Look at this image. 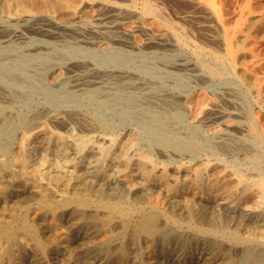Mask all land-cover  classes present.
Wrapping results in <instances>:
<instances>
[{
	"label": "rangeland",
	"instance_id": "374dc122",
	"mask_svg": "<svg viewBox=\"0 0 264 264\" xmlns=\"http://www.w3.org/2000/svg\"><path fill=\"white\" fill-rule=\"evenodd\" d=\"M15 1L0 0V29L3 28L0 30V79H2V81L0 80V136L2 135L0 137V145L3 146L2 148L0 146V219H2L5 214H8L6 212H12L17 214L16 216L19 222H21L26 217L30 220L32 219L31 221L34 226L19 227L16 235L14 234L10 236V239L8 240H0V264H264V196H259L256 193L257 188L254 187L252 193L250 194L251 196H253L249 198L248 206L246 204V199L242 198L244 197V190L246 188V181L244 180L243 175H246L245 173L247 172H251L247 174H254L258 171L257 168H260L264 165V140L260 136H257L256 132H251V128L254 124L253 114L254 112L260 110L259 105L256 104V99L264 97V59H262L264 58V21H261V24L260 22L254 23L255 21H249V19L255 20V18H260L259 16H264V0H250V2L253 3H250V5L252 6V8L250 6V10L252 13L248 14L245 21H241L240 23H238L239 26H237L238 24H234L235 21H233L234 18H232V22L230 23L232 27L229 26L230 30L233 31V35H236L237 38H241H238V40L244 41L246 39V35H248L251 31H255L258 35H255V39L257 37L259 38H257L256 41H261L259 42V44H263L260 52L261 57L260 55L256 56L250 53V50L248 49V57L250 58H248V64L246 68L251 70V73L253 72V74H256L257 76L259 75V86L257 88L253 87L251 89H248L249 91H247L245 87L244 89L238 84H235L233 82V78L231 77L232 75H229L228 72L215 70L217 71L216 74L215 71H209L207 68H205L206 66L203 65V61H207L209 65L211 64L210 66H214L213 64L216 62L212 52L210 50L198 51L191 42H184V40L179 39L172 31V29H170L166 24L164 18L161 17L160 12L159 15L156 14V17L154 16V14L150 13L145 0H143V2L142 0H77L76 3H81L82 6L80 12H78L79 14L77 13L76 15H72L68 9H38L35 10L34 13H28L22 10V6L28 3V0H18L21 3H18L17 0ZM154 1L159 5H162L161 3L165 2L164 0ZM230 1L231 0H229L230 5L227 6V8H229L228 10H232V8H235L234 5H237L235 9L236 13H238L237 10L240 9L238 4L241 5L242 3H245V0H235L237 2H235L234 0H232L231 2ZM84 2L87 4H84ZM167 2V6L170 7H168V10L171 13L173 12L178 15L181 14L179 15L180 20L176 18L178 21H180V23H182L183 25L185 24L186 27L189 28V31L193 28L192 31H195L194 33L196 35L201 34V36L199 37H201L203 41L209 43L211 40L209 44L213 48H215L216 51H219V55L223 57V54H225V50H223L225 49V45L223 43H219L221 42L222 37L220 35V31L216 27H207V29H209L207 31V29H205L206 27H201V25L198 24L200 21L199 17H201L202 14H199V12H193L191 11V9L186 10L185 7H176L172 1L171 2L174 5L170 1ZM169 4L172 5L170 6ZM127 5L129 6L126 7ZM110 6L112 8H110ZM97 8H99V10ZM145 8L148 11H146ZM178 8L180 9V11L184 12L181 13L180 11H178ZM175 10H177L178 12H176ZM134 14H136V16ZM182 15H184L185 17H183ZM74 16L76 17L74 18ZM123 16H126V20ZM127 16L129 17V19ZM181 16L183 19L181 18ZM14 20H17L19 22ZM100 22H102V24ZM116 22L117 24H115ZM143 24L145 25L143 26ZM188 24L189 26H187ZM191 24L193 25L190 26ZM194 24L198 26L194 27ZM247 24L250 25L248 26ZM16 25L19 26L17 27ZM152 25L154 26L152 27ZM246 25L248 26V28L246 27ZM120 26H122V28ZM17 28L20 33L18 32ZM103 28L106 30H104ZM164 29L168 34L163 33ZM211 29H215V31ZM246 29L248 30L245 31ZM114 31H116V35ZM241 31H243V33H241ZM238 32H240L241 35ZM149 33L153 35H150ZM161 33L163 34V36L165 35L164 38L163 36H161ZM213 35L217 36L214 37ZM202 37H204V39ZM212 37L214 38V40H216L214 41ZM185 43L187 46L185 45ZM159 44H161V46ZM168 46L170 47V49ZM218 46L220 47L218 48ZM151 48L156 51H153ZM31 55L33 56V58ZM35 55L38 56L36 59ZM22 56L24 59L22 58ZM18 57L22 59H18ZM27 57L30 58V60H28ZM183 57L184 60L182 59ZM259 58L262 60H257ZM46 59H48V61H46ZM78 61L81 65L78 64ZM62 62L64 64H62ZM72 63H74V65ZM76 64L77 66H75ZM115 65L117 67L114 68ZM254 65L258 67L256 72L255 70L253 71ZM26 66H28V68ZM75 67L77 68L75 69ZM4 68H6V70ZM67 70H69L70 72ZM109 71L111 73H109ZM115 73L116 75H114ZM16 74L19 76H17ZM178 74H180L181 76ZM204 75H206L207 78L201 77ZM65 76L66 78H64ZM154 78L156 80H154ZM229 78L230 80H228ZM24 79L25 82H21V80ZM149 80L150 82H148ZM102 82L105 83L102 84ZM174 82L176 83L174 84ZM224 84L227 86H225ZM200 85L205 86L201 87ZM261 85L263 89L261 88ZM226 87L229 88L227 89ZM196 88L198 89L196 90L197 92H203L209 96H212L214 93H218L219 96L223 97L224 93L226 99L229 98V93L234 94L235 96L233 98L237 102H239L238 107L235 104V109L237 108L238 110L236 109V111H241H239L242 117L240 118V120L244 122L243 125L244 127H246L245 129H247L248 127L249 130L241 133L239 131L237 132L236 128L235 130L231 131V136L229 132L224 131L223 127L226 121L222 118L206 116L203 118L197 117L195 119V117H191L189 115L190 111L195 108L197 104L195 98H191L194 93H197L194 91ZM174 89L177 91H175ZM168 91H172L171 93L175 98L173 102H167L165 99L166 93ZM226 99H223L224 102L221 101L223 104H225L224 106L221 102L217 103L219 105V108H231L232 110H235L231 107V105H229L230 103H225ZM157 101H159L160 103ZM193 101L194 104L192 103ZM262 101H264V99H262ZM155 104L157 105L154 106ZM117 105H121L122 107H119ZM226 105H229L230 107H226ZM36 110L38 111L36 112ZM40 110L43 111L42 114H40L42 112ZM14 112L16 113L14 114ZM74 112L76 114H74ZM67 113H70L68 114L69 118L66 115ZM98 113L100 116L98 115ZM134 114L138 116H135ZM161 115L163 116L161 117ZM243 116H245L246 119ZM72 117H74V119L76 120H74ZM48 118L50 119V122ZM101 118H106L107 120L114 121L117 124L120 121L118 125H121L123 129H121L122 131L121 134H119L120 136L118 137V139L113 141L110 139V134L104 135L102 132H100L101 130L99 128ZM53 119H56V121H54ZM63 119H66L64 120L65 122L63 121ZM81 120H83V122ZM142 120L145 121L143 122ZM149 120L152 121L150 122ZM203 120L205 121V123ZM62 121L63 123H61ZM178 121L181 125L178 123ZM210 121H213V124L210 123ZM76 122H79L80 124ZM14 123L17 124L15 125ZM136 124L138 125V127L136 126ZM245 124L247 125L245 126ZM30 125L31 127H29ZM61 125H64V127H61ZM194 125L198 127L197 130L196 128H194ZM38 126L40 127L37 128ZM79 127H81V129ZM218 127L220 130L216 129ZM91 128L94 131H92ZM95 130H97L99 133ZM76 133L78 135H74ZM58 135H62L64 141L59 139ZM84 135L86 136L84 137ZM160 136L165 137V139L168 138L169 140L167 142H161L159 141ZM176 136H178V138ZM194 136H196V139L199 140L200 143H204L207 141L209 142L203 144V146H201L197 151H192L191 149L189 150L187 146L184 145V143L195 139ZM152 138H154V141ZM198 138H201L204 141ZM47 139H49L50 141H48ZM239 139L241 140L239 141ZM256 139L258 141H256ZM224 140L226 144L223 142ZM51 142H53V145ZM149 143L151 145H149ZM158 143L160 146L158 145ZM80 144L83 145L80 146ZM211 144H214V146L216 147H221H218V149L216 148L217 151L215 152L212 150L210 146ZM163 145H166L167 148L166 146H164V148ZM225 145L228 148H226ZM101 146H108V148H106L105 150H100L99 147ZM207 148H210L209 150L211 151H209ZM92 149H94L95 151ZM148 149L150 152L148 151ZM166 149L169 151H167ZM56 150H58V152ZM143 151H145V153ZM223 151H227V154ZM214 154L217 156L215 157ZM211 155L213 156L211 157ZM255 155H257V161L253 159ZM104 156L106 157L104 158ZM120 157L122 158V160ZM222 159L228 163H225ZM165 161L168 164H166ZM172 161L173 163H171ZM46 163L49 164L46 165ZM5 164L8 165V167ZM22 165L23 167H21ZM25 166L28 170L25 169ZM145 169L147 172L145 171ZM159 172L162 174L167 173V178H165ZM79 174H82V176L79 177ZM143 174H146L144 175L145 178L143 177ZM56 175L58 177H55ZM101 176L104 177L100 178ZM180 176L183 178H181ZM225 178L227 179V181ZM143 179H146L147 181ZM187 179L189 180V182H187ZM129 180L131 182H128ZM220 181H223V184ZM161 182L164 186L161 185ZM177 182H179V184ZM238 182L240 183L238 184ZM225 184H232V190L230 192L227 190L224 191L223 185ZM67 185L71 186L69 187ZM72 185L78 186L74 187ZM26 186L30 187L28 188ZM100 187L105 189L108 193H113L116 197H119L122 200H132V202L141 204L148 210L150 209V211L153 212L157 217V229L151 234H146L143 232L136 233L133 227L128 226L125 233L123 226L116 224L117 226L114 225L112 228L113 236L110 237V233L107 231V219H105L106 216L103 214V211H97L96 207H92L86 212L82 211L81 209H76L75 207V192H79L85 188L95 190ZM217 187L219 188L217 189ZM36 191L42 194L48 193L52 200V205L46 206L45 204H43V202L41 201V195ZM254 192L257 195H255ZM150 193H152V196H149ZM152 197L154 199H152ZM63 198L67 199L70 202L66 207L62 205L61 200H63ZM153 201L156 203V205ZM162 201L166 202L162 203ZM163 204L164 206L167 205L168 207H164ZM116 218H114V220ZM114 220H112V223L115 222ZM249 228H252L254 230L253 237L250 239L248 238ZM228 237L231 238L229 239ZM246 238L248 240H246ZM194 250L196 251V253Z\"/></svg>",
	"mask_w": 264,
	"mask_h": 264
},
{
	"label": "bare ground",
	"instance_id": "6f19581e",
	"mask_svg": "<svg viewBox=\"0 0 264 264\" xmlns=\"http://www.w3.org/2000/svg\"><path fill=\"white\" fill-rule=\"evenodd\" d=\"M13 1V0H12ZM15 1V0H14ZM18 1V0H17ZM88 1V0H87ZM93 1V0H92ZM99 1V0H98ZM102 1V0H101ZM106 1V0H105ZM109 1V0H108ZM120 1V0H119ZM165 2H162L161 4L162 5H159L157 2H155L154 0H145V3H146V5L148 6V10L150 11V13L151 14H154V16L156 17V14L157 15H159V12L161 13V17L162 18H164V21L166 22V24L169 26V28L170 29H172V31L175 33V35L179 38V39H182V40H184V42H191L193 45H194V47L198 50V51H206V50H210L211 52H212V54H213V57L215 58V63L213 64L214 66H210L208 63H207V61L205 62V61H203V65H205L206 67L205 68H207L209 71H215V70H220V71H226V72H228V74L229 75H232L231 77L233 78V82L235 83V84H238L240 87H245L246 89H247V91H249L248 89H251V88H253V87H258L259 86V78H258V76L256 75V74H253V72L251 73V70H249V69H247L246 67H247V64H248V58H250V57H248L249 56V51H248V49L250 50V53H252V54H254V55H256V56H259L260 55V52H261V47H262V45L263 44H259V42H261V41H256V39L258 38H256L255 39V35H257V33L255 32V31H251L248 35H246V39L244 40V41H240V40H238V38L239 39H241L240 37H238L237 38V36L235 35H233V31H231L230 30V28H229V26H231L232 27V25L230 24L231 22H232V18H234L233 19V21H235V23L234 24H238V23H240L241 21H245L246 19H247V16H248V14L249 13H252L251 12V10H250V0H245L244 2L245 3H242L241 5L240 4H238L239 5V7H240V9L239 10H237L238 11V13H236L235 12V9H236V6L237 5H234V7L235 8H232V7H230V8H232V10H228L229 8H227V6H229L230 5V3H229V0H164ZM167 1H172L174 4H175V6L177 7H179V8H181V7H185L186 8V10L187 9H191V11H193V12H199V14H202V16L201 17H199V15H198V17L200 18V21H199V23L198 24H200L201 25V27L203 26V27H206L205 29H207V27L208 28H210V27H212V28H214V27H216L219 31H220V35H221V37H222V39H221V42H219V43H223L225 46V49H223V50H225V54H223V57H221L220 55H219V51H216L215 50V48H213L209 43L211 42V40H210V42L208 43V42H206V41H203L202 39H201V37H199V36H201V34L200 35H196L192 30H193V28L190 30L191 31V33H190V31L188 30L189 28H187L186 27V25L184 26L182 23H180V21H178V20H180L179 19V15H181V14H176V13H171L169 10H168V7L169 6H167L168 4V2ZM232 1V0H231ZM230 1V2H231ZM235 1V0H234ZM16 2V1H15ZM77 2V0H38V1H34V0H28V3H26V4H24L23 6H22V10L24 11V12H30V13H34V11L35 10H38V9H49V10H56V9H68L69 11H70V13L72 14V15H76L78 12H80V9H81V3L79 4H77L76 3ZM114 2V1H113ZM117 2V1H116ZM123 2V1H122ZM142 2H143V0H142ZM171 2V3H172ZM235 2H237V1H235ZM242 2V1H241ZM260 2V1H259ZM9 3V2H8ZM18 3H21V2H19L18 1ZM111 3V2H110ZM172 3V4H173ZM84 4H87V3H85L84 2ZM96 4V3H95ZM125 4V3H124ZM132 4V3H131ZM172 4H169L170 6L172 5ZM173 4V5H174ZM234 4H236V3H234ZM251 4H253V3H251ZM255 4V3H254ZM256 4H258V3H256ZM11 5V4H10ZM92 5V4H91ZM102 5V4H101ZM105 5V4H104ZM114 5V4H113ZM120 5V4H119ZM232 5H233V3H232ZM231 5V6H232ZM260 5V4H259ZM9 6V5H8ZM21 6V5H20ZM99 6V5H98ZM108 6V5H107ZM123 6V5H122ZM125 6V5H124ZM129 5H127L126 7H128ZM140 6V5H139ZM175 6H174V8H175ZM255 6V5H254ZM261 6V5H260ZM85 7V6H84ZM121 7V6H120ZM119 7V8H120ZM138 7V6H137ZM18 8V7H17ZM102 8V7H101ZM110 8H112L111 6H110ZM124 8V7H123ZM134 8H135V5H134ZM170 8V7H169ZM178 8V9H179ZM251 8H252V6H251ZM254 8V7H253ZM19 9V8H18ZM98 10H99V8H97ZM121 9V8H120ZM119 9V10H120ZM146 9V8H145ZM9 10V9H8ZM110 10V9H109ZM115 10H117V9H115ZM114 10V11H115ZM118 10V11H119ZM129 10V9H128ZM137 10V9H136ZM147 9H146V11H148ZM185 10V11H186ZM111 11V10H110ZM121 11H122V9H121ZM126 11V10H125ZM130 11V10H129ZM132 11V10H131ZM176 12H178V11H180V9L177 11V10H175ZM174 11V12H175ZM233 11V12H232ZM106 12V11H105ZM113 12V11H112ZM116 12V11H115ZM123 12V11H122ZM127 12V11H126ZM133 12V11H132ZM181 13H183L182 11H180ZM37 13V12H36ZM47 13V12H46ZM108 13V12H107ZM114 13V12H113ZM128 13V12H127ZM126 13V14H127ZM135 13V12H134ZM41 14V13H40ZM44 14V13H43ZM79 14V13H78ZM83 14V13H82ZM85 14V13H84ZM112 14V13H111ZM120 14V13H119ZM140 14H141V12H140ZM143 14V13H142ZM196 14V13H195ZM28 15V14H27ZM45 15V14H44ZM47 15V14H46ZM67 15V14H66ZM116 15V14H115ZM135 16H136V14H134ZM148 15V14H147ZM186 15V14H185ZM190 15V14H189ZM36 16V15H35ZM49 16V15H48ZM129 16V15H128ZM127 16V17H128ZM183 17H185L184 15H182ZM182 16H181V18H182ZM197 16V15H196ZM195 16V17H196ZM10 17V16H9ZM8 17V18H9ZM12 17V16H11ZM37 17V16H36ZM76 16H74V18H75ZM124 17V16H123ZM132 17V16H131ZM154 17V18H155ZM191 17H193V16H191ZM197 17V18H198ZM260 18H255V20H250L249 19V21H255L254 23H256V22H260V24H261V21L263 22L264 21V16L263 17H261V16H259ZM16 18V17H15ZM33 18V17H32ZM78 18V17H77ZM80 18V17H79ZM126 18V16L124 17V19ZM176 18H178V20L176 19ZM198 18V19H199ZM249 18V17H248ZM251 18V17H250ZM253 18V17H252ZM12 19V18H11ZM10 19V20H11ZM22 19V18H21ZM27 19V18H26ZM34 19V18H33ZM102 19V18H101ZM128 19H129V17H128ZM137 19V18H136ZM141 19V18H140ZM147 19H148V17H147ZM183 19V18H182ZM181 19V20H182ZM190 19V18H189ZM192 19H194V18H192ZM53 20V19H52ZM126 20V19H125ZM185 20V19H184ZM14 21H17V20H14ZM28 21V20H27ZM128 21V20H127ZM131 21H132V19H131ZM142 21V20H141ZM160 21H161V19H160ZM190 21V20H189ZM17 22H19V21H17ZM163 22V21H162ZM192 22V21H191ZM247 22V21H246ZM101 24H102V22H100ZM119 23V22H118ZM152 23V22H151ZM158 23V22H157ZM249 23V22H248ZM96 24V23H95ZM115 24H117V22L115 23ZM147 24V23H146ZM150 24V23H149ZM160 24H162V23H160ZM253 24V23H252ZM259 24V25H260ZM263 24V23H262ZM97 25V24H96ZM100 25V24H99ZM105 25V24H104ZM120 25V24H119ZM145 24H143V26H144ZM148 25V24H147ZM193 24H191L190 26H192ZM195 25V24H194ZM242 25V24H241ZM245 25V24H244ZM248 25V24H247ZM246 25V27L248 28V26L250 25H248L247 26ZM17 26V25H16ZM16 26H15V28H16ZM19 26V25H18ZM17 26V27H18ZM21 26V25H20ZM102 26V25H101ZM116 26H118V25H116ZM154 25H152V27H153ZM156 26H158V25H156ZM166 26V25H165ZM187 26H189V24L187 25ZM198 26V25H197ZM196 25L194 26V27H197ZM237 26H239V24L237 25ZM252 26V25H251ZM264 26V25H263ZM13 27V26H12ZM33 27H34V25H33ZM112 27H114V26H112ZM121 28H122V26H120ZM134 27H136V26H134ZM140 27H142V26H140ZM242 27V26H241ZM245 27V28H246ZM5 28V27H4ZM36 28H37V26H36ZM111 28V27H110ZM109 28V29H110ZM144 28V27H143ZM155 28V27H154ZM166 28V27H165ZM168 28V27H167ZM261 28V27H260ZM1 29H3V28H1ZM0 29V30H1ZM104 29V28H103ZM134 29V28H133ZM139 29V28H138ZM195 29V28H194ZM196 29H198V28H196ZM202 29V28H201ZM238 29V28H237ZM242 29H243V27H242ZM17 30H18V28H17ZM41 30V29H40ZM104 30H106V29H104ZM116 30V29H115ZM119 30V29H118ZM145 30V29H144ZM160 30V29H159ZM167 30V29H166ZM209 29H207V31H208ZM211 30H214L215 31V29H211ZM241 30V29H240ZM244 30V29H243ZM248 29H246L245 31H247ZM254 30V29H253ZM127 31V30H126ZM131 31V30H130ZM139 31V30H138ZM147 31V30H146ZM156 31H157V29H156ZM164 31V32H163ZM162 32L165 34L166 32H165V29L163 30ZM205 31V30H204ZM203 31V32H204ZM213 31V32H214ZM250 31V30H249ZM13 32V31H12ZM18 32H19V30H18ZM106 32H108V31H106ZM115 32V35H116V31H114ZM120 32V31H119ZM125 32V31H124ZM123 32V33H124ZM129 32V31H128ZM133 32V31H132ZM160 32V31H159ZM210 32V31H209ZM20 33V32H19ZM110 33V32H109ZM122 33V34H123ZM156 33V32H155ZM238 33H240V32H238ZM241 33H243V31H241ZM241 33H240V35H241ZM9 34V33H8ZM16 34V33H15ZM111 34H112V32H111ZM118 34V33H117ZM150 34V33H149ZM160 34V33H159ZM162 34V33H161ZM166 34H168V33H166ZM206 34V33H205ZM208 34V33H207ZM213 34V33H212ZM5 35V34H4ZM131 35H132V33H131ZM150 35H153V34H150ZM218 35V34H217ZM216 35V36H217ZM125 36V35H124ZM149 36V35H148ZM161 36H163V34L161 35ZM165 36V35H164ZM164 36H163V38H164ZM214 36V35H213ZM216 36H214V37H216ZM258 36V35H257ZM260 36V35H259ZM121 37V36H120ZM153 37V36H152ZM175 37V36H174ZM220 37V36H219ZM236 37V38H235ZM243 37H245V36H243ZM243 37H242V39H243ZM263 37V36H262ZM261 37V38H262ZM126 38V37H125ZM157 38V37H156ZM177 38V39H178ZM203 39H204V37H202ZM209 38V37H208ZM155 39V38H154ZM212 39L214 40V38L212 37ZM259 39V38H258ZM14 40V39H13ZM138 40V39H137ZM148 40V39H147ZM205 40H206V38H205ZM208 40V41H209ZM212 40V41H213ZM216 40V39H215ZM214 40V41H215ZM118 41V40H117ZM180 41V40H179ZM13 42V41H12ZM112 42V41H111ZM122 42V41H121ZM155 42V41H154ZM158 42V41H157ZM178 42V41H177ZM263 42V41H262ZM83 43V42H82ZM89 43V42H88ZM87 43V44H88ZM109 43V42H108ZM118 43V42H117ZM138 43V42H137ZM142 43V42H141ZM140 43V44H141ZM144 43V42H143ZM161 43V42H160ZM168 43V42H167ZM174 43V42H173ZM179 43V42H178ZM218 43V44H219ZM79 44H81V43H79ZM84 44V43H83ZM121 44V43H120ZM136 44V43H135ZM181 44V43H180ZM214 44H216V43H214ZM18 45V44H17ZM36 45V44H35ZM41 45V44H40ZM110 45V44H109ZM113 45V44H112ZM160 46H161V44H159ZM185 45H186V43H185ZM191 45V44H190ZM138 46V45H137ZM142 46V45H141ZM164 46H165V44H164ZM167 46V45H166ZM187 46V45H186ZM217 46V45H216ZM221 46H222V44H221ZM88 47V46H87ZM106 47V46H105ZM149 47V46H148ZM150 47H151V45H150ZM153 47V46H152ZM163 47V46H162ZM169 47V46H168ZM168 47H166V48H168ZM220 46H218V48H219ZM33 48V47H32ZM156 48V47H155ZM194 48V49H195ZM31 49V48H30ZM42 49V48H41ZM86 49V48H85ZM144 49H146V48H144ZM152 49V48H151ZM169 49H170V47H169ZM188 49V48H187ZM122 50H124V49H122ZM153 50V49H152ZM158 50V49H157ZM189 50V49H188ZM218 50V49H217ZM39 51V50H38ZM74 51V50H73ZM138 51V50H137ZM153 51H156V50H153ZM177 51H179V50H177ZM72 52V51H71ZM77 52V51H76ZM168 52V51H167ZM75 53V52H74ZM78 53V52H77ZM76 53V54H77ZM190 53H191V51H190ZM201 53V52H200ZM46 54H47V52H46ZM49 54V53H48ZM66 54V53H65ZM209 54V53H208ZM43 55V54H42ZM157 55V54H156ZM159 55V54H158ZM180 55V54H179ZM193 55H194V53H193ZM197 55V54H196ZM15 56V55H14ZM32 56V55H31ZM36 56V55H35ZM47 56V55H46ZM57 56V55H56ZM77 56V55H76ZM169 56V55H168ZM183 56V55H182ZM38 56H36L35 57V59L37 58ZM39 57H41V56H39ZM70 57V56H69ZM74 57V56H73ZM79 57V56H78ZM165 57V56H164ZM170 57V56H169ZM179 57V56H178ZM260 57H261V55H260ZM20 57H18V59H19ZM22 58H23V56H22ZM22 58H20V59H22ZM28 58V57H27ZM32 58H33V56H32ZM41 58H43V57H41ZM40 58V59H41ZM72 58V57H71ZM75 58V57H74ZM189 58V57H188ZM202 58V57H201ZM251 58H252V56H251ZM4 59V58H3ZM10 59V58H9ZM24 59V58H23ZM50 59V58H49ZM64 59V58H63ZM183 60H184V57L182 58ZM262 59H264V58H262ZM262 59H257V60H262ZM28 60H30V58H28ZM34 60V59H33ZM65 60V59H64ZM79 60V59H78ZM107 60V59H106ZM109 60V59H108ZM115 60V59H114ZM182 60V61H183ZM193 60H194V58H193ZM199 60V59H198ZM250 60V59H249ZM4 61V60H3ZM46 61H48V59H46ZM66 61V60H65ZM69 61V60H68ZM71 61V60H70ZM171 61V60H170ZM12 62V61H11ZM17 62V61H16ZM15 62V63H16ZM58 62H60V61H58ZM172 62H173V60H172ZM189 62V61H188ZM213 62V61H212ZM251 62V61H250ZM258 62V61H257ZM9 63V62H8ZM13 63V62H12ZM51 63V62H50ZM82 63V62H81ZM171 63V62H170ZM170 63H168V64H170ZM185 63H187V62H185ZM200 63V62H199ZM260 63V62H259ZM45 64H47V63H45ZM61 64V63H60ZM62 64H64L63 62H62ZM71 64V63H70ZM69 64V65H70ZM73 65H74V63H72ZM78 64H80L79 63V61H78ZM180 64V63H179ZM181 64H184V63H181ZM189 64V63H188ZM192 64V63H191ZM190 64V65H191ZM261 64H262V62H261ZM264 64V63H263ZM3 65V64H2ZM9 65V64H8ZM8 65H6V66H8ZM68 65V64H67ZM81 65V64H80ZM88 65V64H87ZM186 65V64H185ZM194 65V64H193ZM197 65V64H196ZM202 65V66H203ZM4 66H5V64H4ZM75 66H77V64L75 65ZM173 66V65H172ZM201 66V65H200ZM264 66V65H263ZM3 67V66H2ZM27 68H28V66H26ZM68 67V66H67ZM115 67H117L116 65L114 66V68ZM171 67V66H170ZM193 67V66H192ZM204 67V66H203ZM8 68V67H7ZM13 68V67H12ZM77 67H75V69H76ZM81 68V67H80ZM104 68V67H103ZM175 68V67H174ZM184 68V67H183ZM191 68V67H190ZM197 68V67H196ZM202 68V67H201ZM261 68V67H260ZM5 70H6V68H4ZM67 69V68H66ZM65 69V70H66ZM79 69V68H78ZM101 69V68H100ZM152 69H153V67H152ZM181 69V68H180ZM186 69V68H185ZM203 69V68H202ZM258 69V67L256 66V65H254L253 66V71L255 70V72H256V70ZM18 70V69H17ZM26 70V69H25ZM87 70V69H86ZM85 70V71H86ZM90 70V69H89ZM113 70V69H112ZM149 70V69H148ZM191 70V69H190ZM192 70H194V69H192ZM262 70H263V68H262ZM4 71V70H3ZM16 71V70H15ZM52 71V70H51ZM50 71V72H51ZM67 71H69V70H67ZM74 71V70H73ZM79 71V70H78ZM77 71V72H78ZM92 71V70H91ZM182 71V70H181ZM24 72V71H23ZM56 72V71H55ZM64 72H66V71H64ZM70 72V71H69ZM94 72V71H93ZM100 72V71H99ZM116 72H118V71H116ZM172 72V71H171ZM216 72V74H217V71H215ZM18 73H20V72H18ZM53 73V72H52ZM81 73V72H80ZM101 73V72H100ZM108 73V72H107ZM109 73H111L110 71H109ZM113 73H114V71H113ZM112 73V74H113ZM162 73V72H161ZM176 73V72H175ZM198 73H199V71H198ZM264 73V72H263ZM93 74V73H92ZM106 74V73H105ZM155 74V73H154ZM219 74V73H218ZM261 74V73H260ZM17 75V74H16ZM25 75V74H24ZM114 75H116V73L114 74ZM118 75V74H117ZM122 75V74H121ZM153 75V74H152ZM158 75V74H157ZM178 75H180V74H178ZM220 75V74H219ZM262 75V74H261ZM13 76V75H12ZM17 76H19V75H17ZM64 76V75H63ZM93 76V75H92ZM181 76V75H180ZM7 77H9V76H7ZM26 77H27V75H26ZM37 77V76H36ZM99 77H101V76H99ZM104 77V76H103ZM106 77V76H105ZM109 77V76H108ZM191 77V76H190ZM201 77H206L207 78V76L206 75H204V76H201ZM263 77V76H262ZM3 78V77H2ZM11 78V77H10ZM9 78V79H10ZM24 78V77H23ZM22 78V79H23ZM64 78H66V76L64 77ZM95 78V77H94ZM152 78V77H151ZM172 78V77H171ZM195 78V77H194ZM206 78H204V79H206ZM226 78H228V77H226ZM8 79V78H7ZM29 79V78H28ZM33 79V78H32ZM37 79V78H36ZM124 79V78H123ZM173 79V78H172ZM185 79V78H184ZM199 79V78H198ZM218 79V78H217ZM262 79V78H261ZM260 79V80H261ZM1 81H2V79H0ZM31 80V79H30ZM34 80V79H33ZM97 80V79H96ZM106 80H107V78H106ZM154 80H156L155 78H154ZM186 80V79H185ZM191 80V79H190ZM193 80V79H192ZM209 80V79H208ZM220 80V79H219ZM218 80V81H219ZM228 80H230V78L228 79ZM20 81V80H19ZM22 81H24L25 82V79L24 80H21V82ZM36 81V80H35ZM34 81V82H35ZM94 81V80H93ZM147 81V80H146ZM210 81V80H209ZM224 81V80H223ZM222 81V82H223ZM262 81V80H261ZM6 82V81H5ZM17 82H18V79H17ZM97 82V81H96ZM106 82V81H105ZM104 82V83H105ZM148 82H150V80L148 81ZM167 82V81H166ZM183 82V81H182ZM191 82V81H190ZM203 82V81H202ZM263 82V81H262ZM9 83V82H8ZM13 83V82H12ZM31 83V82H30ZM103 82H102V84H104ZM108 83H109V81H108ZM152 83V82H151ZM154 83V82H153ZM157 83V82H156ZM176 82H174V84H175ZM184 83V82H183ZM217 83V82H216ZM230 83V82H229ZM229 83H228V85H229ZM261 83V82H260ZM5 84V83H4ZM25 84V83H24ZM35 84V83H34ZM113 84V83H112ZM168 84V83H167ZM185 84H187V83H185ZM195 84V83H194ZM193 84V85H194ZM203 84V83H202ZM213 84V83H212ZM225 84H227V83H225ZM224 84V85H225ZM28 85H31V84H28ZM36 85V84H35ZM157 85V84H156ZM158 85H160V84H158ZM169 85V84H168ZM178 85V84H177ZM217 85H219V84H217ZM264 85V84H263ZM13 86V85H12ZM15 86H17V85H15ZM14 86V87H15ZM46 86H48V85H46ZM51 86V85H50ZM163 86V85H162ZM181 86V85H180ZM183 86H185V85H183ZM189 86H191V85H189ZM201 86V85H200ZM203 86H205V85H203ZM203 86H201V87H203ZM222 86V85H221ZM225 86H227V85H225ZM224 86V87H225ZM165 87V86H164ZM193 87V86H192ZM198 87V86H197ZM19 88V87H18ZM28 88V87H27ZM101 88V87H100ZM213 88H214V86H213ZM212 88V89H213ZM223 88V87H222ZM227 89L229 88V87H226ZM244 88V89H245ZM261 88H262V85H261ZM108 89V88H107ZM153 89V88H152ZM162 89V88H161ZM164 89V88H163ZM168 89V88H167ZM263 89V88H262ZM105 90H106V88H105ZM171 90H173V89H171ZM175 90V89H174ZM196 90H198L197 88L194 90L195 92H197ZM219 90V89H218ZM7 91V90H6ZM24 91V90H23ZM30 91V90H29ZM175 91H177V90H175ZM179 91V90H178ZM187 91V90H186ZM229 91V90H228ZM263 91V90H262ZM11 92V91H10ZM155 92H156V89H155ZM172 92V91H171ZM170 91H168L167 93H166V96H165V99H166V101L167 102H173L174 100H175V98H174V96H173V94L171 93ZM181 92V91H180ZM201 92V91H200ZM226 92V91H225ZM231 92V91H230ZM251 92V91H250ZM257 93H260V92H257ZM27 94V93H26ZM178 94V93H177ZM182 94V93H181ZM192 94V93H191ZM221 94V93H220ZM7 95V94H6ZM18 95V94H17ZM34 95V94H33ZM150 95H152V94H150ZM158 95V94H157ZM156 95V96H157ZM179 95V94H178ZM1 96V95H0ZM12 96V95H11ZM21 96V95H20ZM228 96V95H227ZM235 95L234 94H232V93H229V98H225V95H224V93H223V97H221V96H219V94L218 93H214L212 96L210 95H207V94H205V93H203V92H201V93H199V92H197V93H194V95H192L191 96V98H195V100H196V102H197V104H196V107L195 108H193L191 111H190V116L191 117H195V119L197 118V117H211V116H213V117H216V118H222V119H224L225 121H226V123L224 124V127H223V129H224V131H226V132H229L230 133V135H231V131L232 130H235L236 128H237V132L239 131V132H241V133H243V132H245V131H248L249 130V128L247 127V129H245L246 127H244V125H243V121H241L240 120V118H242L241 117V111L239 112V111H236V109H235V104L237 105V107H238V104H239V102H237L233 97H234ZM260 96H262V95H260ZM30 97V96H29ZM5 98V97H4ZM31 98V97H30ZM118 98V97H117ZM122 98V97H121ZM131 98V97H130ZM177 98H179V97H177ZM183 98V97H182ZM261 98V99H260ZM260 98H257L256 100V104L257 105H259V107H260V110L259 111H257V112H254V114H253V116H254V124H253V127L251 128V132L252 133H257V136H260L261 138H263V140H264V101H262V99H264V97H260ZM164 99V100H165ZM187 99H189V98H187ZM223 99H226V102L225 103H230L229 105H231V107L233 108V109H235V110H232L231 108L230 109H221V107L219 108V105L217 104L218 102H221V101H223ZM19 100V99H18ZM158 100V99H157ZM161 100V99H160ZM177 100V99H176ZM12 101V100H11ZM17 101V100H16ZM22 101H23V99H22ZM21 101V102H22ZM154 101V100H153ZM190 101V100H189ZM253 101V100H252ZM112 102V101H111ZM120 102V101H119ZM157 102H159V101H157ZM177 102V101H176ZM224 102V101H223ZM38 103V102H37ZM102 103V102H101ZM127 103V102H126ZM160 103V102H159ZM165 103V102H164ZM180 103V102H179ZM191 103V102H190ZM193 104H194V101L192 102ZM222 103V102H221ZM227 103V104H228ZM24 104H25V102H24ZM125 104V103H124ZM130 104V103H129ZM168 104H170V103H168ZM167 104V105H168ZM223 104V103H222ZM100 105V104H99ZM102 105V104H101ZM157 104H155L154 106H156ZM162 105H163V103H162ZM225 104H223V106H224ZM227 106L226 105V107H230V106ZM11 106V105H10ZM18 106V105H17ZM109 106V105H108ZM107 106V107H108ZM117 106H119V105H117ZM121 106V105H120ZM119 106V107H120ZM131 106V105H130ZM186 106V105H185ZM32 107V106H31ZM37 107V106H36ZM79 107V106H78ZM88 107V106H87ZM122 107V106H121ZM126 107V106H125ZM124 107V108H125ZM147 107V106H146ZM145 107V108H146ZM163 107V106H162ZM177 107V106H176ZM14 108V107H13ZM24 108V107H23ZM30 108V107H29ZM28 108V109H29ZM33 108H35V107H33ZM96 108V107H95ZM148 108V107H147ZM180 108V107H179ZM178 108V109H179ZM21 109V108H20ZM74 109H76V108H74ZM86 109V108H85ZM84 109V110H85ZM110 109V108H109ZM115 109H117V108H115ZM153 109V108H152ZM177 109V108H176ZM181 109V108H180ZM187 109V108H186ZM239 109H240V107H239ZM32 110V109H31ZM45 110V109H44ZM89 110V109H88ZM93 110V109H92ZM184 110V109H183ZM238 110V109H237ZM255 110V109H254ZM21 111V110H20ZM23 111V110H22ZM38 110H36V112H37ZM40 111H42V110H40ZM66 111V110H65ZM167 111V110H166ZM175 111V110H174ZM179 111V110H178ZM8 112V111H7ZM17 112H18V110H17ZM60 112V111H59ZM64 112V111H63ZM68 112V111H67ZM79 112V111H78ZM103 112H104V110H103ZM118 112V111H117ZM154 112V111H153ZM183 112V111H182ZM247 112V111H246ZM13 113V112H12ZM16 112H14V114H15ZM27 113V112H26ZM40 113V112H39ZM43 113V111L40 113V114H42ZM72 113V112H71ZM82 113V112H81ZM90 113V112H89ZM92 113V112H91ZM97 113V112H96ZM100 113V112H99ZM99 113H98V115H99ZM159 113V112H158ZM249 113H250V111H249ZM64 114V113H63ZM68 114H70V113H67L66 115H67V117L69 116ZM74 114H76L75 112H74ZM80 114V113H79ZM104 114V113H103ZM102 114V115H103ZM117 114V113H116ZM120 114V113H119ZM143 114V113H142ZM243 114V113H242ZM2 115V114H1ZM5 115V114H4ZM29 115V114H28ZM34 115V114H33ZM92 115V114H91ZM107 115V114H106ZM112 115V114H111ZM135 115V114H134ZM171 115V114H170ZM8 116V115H7ZM22 116V115H21ZM50 116V115H49ZM72 116V115H71ZM70 116V117H71ZM86 116V115H85ZM100 116V115H99ZM121 116V115H120ZM124 116V115H123ZM133 116V115H132ZM135 116H138V115H135ZM141 116V115H140ZM143 116V115H142ZM163 115H161V117H162ZM36 117V116H35ZM63 117V116H62ZM66 117V118H67ZM79 117V116H78ZM81 117V116H80ZM107 117V116H106ZM160 117V118H161ZM165 117V116H164ZM243 117H245V116H243ZM14 118V117H13ZM60 118V117H59ZM69 118V117H68ZM73 119H74V117H72ZM85 118H87V117H85ZM89 118V117H88ZM116 118V117H115ZM143 118V117H142ZM157 118H158V116H157ZM156 118V119H157ZM172 118H174V117H172ZM253 118V117H252ZM10 119V118H9ZM49 119V118H48ZM72 119V120H73ZM83 119V118H82ZM138 119H139V117H138ZM187 119V118H186ZM194 119V120H195ZM245 119H246V117H245ZM251 119V118H250ZM54 120V119H53ZM64 120H66V119H63V121ZM74 120H76V119H74ZM79 120V119H78ZM146 120V119H145ZM144 120V121H145ZM168 120V119H167ZM173 120V119H172ZM179 120V119H178ZM182 120V119H181ZM198 120V119H197ZM244 120V119H243ZM15 121V120H14ZM54 121H56V119L54 120ZM63 121L61 122V123H63ZM68 121V120H67ZM70 121H71V119H70ZM82 122H83V120H81ZM80 121V122H81ZM94 121V120H93ZM92 121V122H93ZM143 121V120H142ZM143 121V122H144ZM150 121V120H149ZM152 121V120H151ZM150 121V122H151ZM183 121V120H182ZM196 121V120H195ZM194 121V122H195ZM204 121V120H203ZM247 121V120H246ZM251 121V120H250ZM27 122V121H26ZM49 122H50V119H49ZM65 122V121H64ZM85 122V121H84ZM90 122V121H89ZM88 122V123H89ZM98 122V121H97ZM100 132H102L104 135H107V134H110V136H111V140H116V139H118V137L120 136L119 134H121V129H123L122 127H121V125H118L119 124V122H118V124L117 123H115L114 121H109V120H107L106 118L104 119V118H101V120H100ZM189 122V121H188ZM213 121H210V123H212ZM215 122V121H214ZM24 123H25V121H24ZM55 123V122H54ZM54 123H53V125H54ZM71 123V122H70ZM76 123H78V124H80L79 122H76ZM75 123V124H76ZM86 123V122H85ZM87 123V124H88ZM140 123V122H139ZM153 123V122H152ZM160 123V122H159ZM177 123V122H176ZM178 123H179V121H178ZM204 123H205V121H204ZM207 123V122H206ZM217 123V122H216ZM219 123V122H218ZM221 123V122H220ZM245 123H247V122H245ZM10 124V123H9ZM15 124V123H14ZM17 124V123H16ZM15 124V125H16ZM40 124V123H39ZM58 124H59V122H58ZM97 124V123H96ZM95 124V125H96ZM122 124V123H121ZM162 124V123H161ZM180 124V123H179ZM192 124V123H191ZM195 124H197V123H195ZM213 124V123H212ZM55 125H57V124H55ZM65 125V124H64ZM64 125H61V127L63 126L64 127ZM74 125V124H73ZM82 125V124H81ZM94 125V124H93ZM158 125V124H157ZM170 125V124H169ZM181 125V124H180ZM190 125V124H189ZM188 125V126H189ZM193 125V124H192ZM203 125V124H202ZM205 125V124H204ZM247 124H245V126H246ZM6 126V125H5ZM22 126V125H21ZM41 126V125H40ZM40 126H38L37 128H39ZM60 126V125H59ZM87 126V125H86ZM136 126L138 127V125L136 124ZM185 126V125H184ZM195 126V125H194ZM199 126V125H198ZM12 127H13V125H12ZM29 127H31V125L29 126ZM91 127V126H90ZM93 127V126H92ZM97 127V126H96ZM126 127V126H125ZM158 127V126H157ZM164 127V126H163ZM178 127H180V126H178ZM193 127V126H192ZM191 127V128H192ZM18 128V127H17ZM34 128V127H33ZM32 128V129H33ZM36 128V127H35ZM36 128V129H37ZM70 128V127H69ZM80 129H81V127H79ZM78 128V129H79ZM85 128V127H84ZM84 128H83V130H84ZM86 128H88V127H86ZM94 128V127H93ZM148 128V127H147ZM194 128H196V130H197V128L198 127H194ZM10 129V128H9ZM57 129V128H56ZM92 129V128H91ZM98 129V128H97ZM98 129V130H99ZM158 129V128H157ZM156 129V130H157ZM201 129V128H200ZM217 130L219 129V127L218 128H216ZM138 130V129H137ZM141 130V129H140ZM139 130V131H140ZM151 130V129H150ZM187 130V129H186ZM189 130V129H188ZM220 130V129H219ZM222 130V129H221ZM36 131H38V130H36ZM50 131V130H49ZM69 131V130H68ZM87 131V130H86ZM89 131V130H88ZM92 131H94L93 129H92ZM95 131H97V130H95ZM138 131V132H139ZM176 131V130H175ZM181 131V130H180ZM201 131V130H200ZM31 132V131H30ZM40 132V131H39ZM42 132H43V130H42ZM47 132V131H46ZM71 132V131H70ZM98 132V131H97ZM147 132V131H146ZM169 132V131H168ZM178 132V131H177ZM197 132V131H196ZM206 132V131H205ZM211 132V131H210ZM214 132H215V130H214ZM217 132V131H216ZM8 133V132H7ZM36 133H38V132H36ZM60 133V132H59ZM75 133V132H74ZM84 133V132H83ZM86 133V132H85ZM93 133V132H92ZM99 133V132H98ZM153 133V132H152ZM19 134V133H18ZM42 134V133H41ZM48 134V133H47ZM90 134V133H89ZM148 134V133H147ZM164 134V133H163ZM171 134V133H170ZM179 134V133H178ZM181 134V133H180ZM204 134V133H203ZM220 134H221V132H220ZM222 134H224V133H222ZM234 134V133H233ZM247 134V133H246ZM11 135V134H10ZM34 135V134H33ZM45 135H46V133H45ZM63 135V134H62ZM62 135H58V137H59V139H61L62 141H64L63 140V136ZM74 135H78L77 133L76 134H74ZM127 135V134H126ZM125 135V136H126ZM141 135V134H140ZM140 135H138V136H140ZM144 135V134H143ZM150 135V134H149ZM194 135V134H193ZM196 135V134H195ZM206 135V134H205ZM208 135V134H207ZM211 135V134H210ZM212 135H214V134H212ZM242 135V134H241ZM249 135V134H248ZM255 135V134H254ZM2 136V135H1ZM0 136V137H1ZM71 136V135H70ZM86 135H84V137H85ZM146 136V135H145ZM148 136V135H147ZM153 136H155V135H153ZM167 136V135H166ZM170 136V135H169ZM200 136V135H199ZM202 136V135H201ZM225 136V135H224ZM232 136V135H231ZM230 136V137H231ZM6 137V136H5ZM35 137V136H34ZM33 137V138H34ZM52 137V136H51ZM51 137H50V140H51ZM54 137V136H53ZM83 137V136H82ZM177 138H178V136H176ZM193 137V136H192ZM195 137V139H193V140H191V141H188L187 143H184V145L185 146H187V148L190 150H192V151H197L201 146H203V144H205V143H208L209 141H207V142H204V143H200V141L199 140H197L196 139V136H194ZM204 137V136H203ZM229 137V138H230ZM234 137V136H233ZM237 137V136H236ZM244 137V136H243ZM251 137V136H250ZM254 137V136H253ZM49 138V137H48ZM146 138V137H145ZM145 138H143V139H145ZM172 138V137H171ZM235 138V137H234ZM242 138V137H241ZM249 138V137H248ZM15 139H16V135H15ZM31 139H32V137H31ZM30 139V140H31ZM38 139H40V138H38ZM56 139V138H55ZM54 139V140H55ZM73 139H75V138H73ZM91 139V138H90ZM98 139V138H97ZM131 139V138H130ZM153 139V141H154V138H152ZM156 139V138H155ZM173 139H175V138H173ZM181 139V138H180ZM198 139H201V138H198ZM216 139V138H215ZM243 139V138H242ZM251 139V138H250ZM253 139V138H252ZM27 140V139H26ZM48 141H50L49 139H47ZM60 140V141H61ZM148 140V139H147ZM169 139L167 138V139H165V137H163V136H160L159 137V141H161V142H167ZM179 140V139H178ZM201 140H203V139H201ZM225 140H226V138H225ZM225 140L223 141L225 144H226V142H225ZM235 140V139H234ZM241 139H239V141H240ZM23 141V140H22ZM32 141V140H31ZM34 141H35V139H34ZM43 141V140H42ZM57 141V140H56ZM55 141V142H56ZM61 141V142H62ZM128 141V140H127ZM204 141V140H203ZM256 141H258L257 139H256ZM16 142V141H15ZM30 142V141H29ZM37 142V141H36ZM70 142V141H69ZM68 142V143H69ZM87 142V141H86ZM122 142V141H121ZM140 142V141H139ZM157 142H158V140H157ZM174 142V141H173ZM172 142V143H173ZM176 142V141H175ZM242 142V141H241ZM31 143V142H30ZM50 143V142H49ZM52 143V145H53V142H51ZM67 143V142H66ZM177 143V142H176ZM215 143V142H214ZM232 143V142H231ZM163 144V143H162ZM175 144V143H174ZM242 144V143H241ZM241 144H239V145H241ZM9 145V144H8ZM16 145V144H15ZM33 145H34V143H33ZM37 145V144H36ZM50 145V144H49ZM51 145V146H52ZM83 144H80V146H82ZM141 145V144H140ZM149 145H151L150 143H149ZM153 145V144H152ZM158 145H159V143H158ZM183 145V146H184ZM216 145H217V143H216ZM219 145V144H218ZM249 145V144H248ZM1 146V145H0ZM40 146V145H39ZM123 146V145H122ZM160 146V145H159ZM164 146H166V145H163V147ZM177 146V145H176ZM211 146V148H212V150L213 151H217L216 150V148L218 149V147L219 146H214V144H211L210 145ZM228 146V145H227ZM237 146H238V144H237ZM3 146H1V148H2ZM17 147V146H16ZM34 147V146H33ZM32 147V148H33ZM37 147H38V145H37ZM41 147H43V146H41ZM48 147V146H47ZM54 147H55V145H54ZM54 147H53V149H54ZM91 147V146H90ZM138 147V146H137ZM171 147V146H170ZM221 147V146H220ZM219 147V148H220ZM225 147H226V145H225ZM229 147H231V146H229ZM9 148V147H8ZM13 148V147H12ZM19 148H20V145H19ZM29 148V147H28ZM39 148V147H38ZM68 148V147H67ZM84 148V147H83ZM106 148H108V146H106V147H104V146H101V147H99V149L100 150H105ZM134 148V147H133ZM151 148H152V146H151ZM155 148V147H154ZM153 148V149H154ZM165 148V147H164ZM166 148H167V146H166ZM226 148H228V147H226ZM240 148V147H239ZM10 149V148H9ZM14 149V148H13ZM23 149V148H22ZM45 149V148H44ZM85 149V148H84ZM88 149V148H87ZM145 149V148H144ZM181 149V148H180ZM208 149V148H207ZM210 149V148H209ZM208 149V150H209ZM243 149V148H242ZM255 149V148H254ZM40 150V149H39ZM60 150V149H59ZM92 150H94V149H92ZM129 150V149H128ZM135 150V149H134ZM167 150V149H166ZM201 150V149H200ZM207 150V151H208ZM220 150V149H219ZM30 151V150H29ZM32 151H33V149H32ZM54 151V150H53ZM57 152H58V150H56ZM56 151H55V153H56ZM73 151V150H72ZM81 151V150H80ZM85 151V150H84ZM95 151V150H94ZM148 151H149V149H148ZM167 151H169V150H167ZM174 151V150H173ZM185 151V150H184ZM191 151V152H192ZM209 151H211V150H209ZM228 151V150H227ZM227 151L225 152V151H223L224 153H226L227 154ZM246 151V150H245ZM249 151H250V149H249ZM20 152V151H19ZM86 152V151H85ZM105 152V151H104ZM144 153H145V151H143ZM150 152V151H149ZM177 152V151H176ZM180 152V151H179ZM186 152V151H185ZM233 152V151H232ZM247 152V151H246ZM252 152V151H251ZM15 153V152H14ZM34 153V152H33ZM38 153V152H37ZM40 153V152H39ZM50 153V152H49ZM79 153V152H78ZM91 153V152H90ZM161 153H163V152H161ZM207 153V152H206ZM212 153V152H211ZM239 153V152H238ZM262 153V152H261ZM23 154V153H22ZM103 154V153H102ZM143 154V153H142ZM172 154V153H171ZM180 154V153H179ZM186 154V153H185ZM250 154V153H249ZM252 154V153H251ZM263 154V153H262ZM9 155V154H8ZM11 155V154H10ZM19 155V154H18ZM21 155V154H20ZM52 155V154H51ZM70 155V154H69ZM68 155V156H69ZM146 155V154H145ZM145 155H143V156H145ZM152 155V154H151ZM181 155V154H180ZM215 155V154H214ZM221 155V154H220ZM234 155V154H233ZM60 156V155H59ZM75 156V155H74ZM90 156V155H89ZM98 156V155H97ZM140 156V155H139ZM157 156H158V154H157ZM156 156V157H157ZM165 156V155H164ZM205 156V155H204ZM207 156V155H206ZM213 155H211V157H212ZM217 155H215V157H216ZM7 157V156H6ZM12 157V156H11ZM16 157V156H15ZM77 157V156H76ZM82 157H83V154H82ZM106 156H104V158H105ZM114 157V156H113ZM150 157V156H149ZM153 157V156H152ZM170 157V156H169ZM198 157V156H197ZM219 157V156H218ZM227 157V156H226ZM235 157V156H234ZM264 157V156H263ZM60 158V157H59ZM62 158V157H61ZM66 158V157H65ZM68 158V157H67ZM93 158H94V156H93ZM96 158V157H95ZM115 158V157H114ZM121 158V157H120ZM184 158V157H183ZM223 158V157H222ZM225 158V157H224ZM247 158V157H246ZM72 159V158H71ZM80 159V158H79ZM119 159V158H118ZM134 159V158H133ZM154 159V158H153ZM194 159V158H193ZM211 159V158H210ZM218 159V158H217ZM231 159V158H230ZM254 160H256L257 159V155H255L254 156V158H253ZM253 159H251V160H253ZM50 160V159H49ZM63 160H64V158H63ZM70 160V159H69ZM85 160V159H84ZM90 160V159H89ZM104 160V159H103ZM116 160V159H115ZM121 160H122V158H121ZM131 160V159H130ZM136 160V159H135ZM148 160V159H147ZM150 160V159H149ZM223 160V159H222ZM226 160V159H225ZM243 160V159H242ZM7 161V160H6ZM44 161V160H43ZM43 161H41V162H43ZM46 161V160H45ZM68 161V160H67ZM138 161V160H137ZM142 161V160H141ZM159 161V160H158ZM182 161V160H181ZM186 161V160H185ZM212 161H214V160H212ZM212 161H211V163H212ZM224 161V160H223ZM227 161H229V160H227ZM257 161V160H256ZM58 162V161H57ZM72 162H74V161H72ZM124 162V161H123ZM166 162V161H165ZM200 162V161H199ZM216 162V161H215ZM218 162V161H217ZM225 162V161H224ZM250 162V161H249ZM252 162V161H251ZM25 163V162H24ZM30 163V162H29ZM76 163H77V161H76ZM107 163V162H106ZM121 163H122V161H121ZM133 163V162H132ZM161 163V162H160ZM170 163V162H169ZM171 163H173V161L171 162ZM196 163V162H195ZM198 163V162H197ZM225 163H228V162H225ZM32 164V163H31ZM47 164H49V163H46V165ZM67 164V163H66ZM140 164V163H139ZM164 164V163H163ZM166 164H168L167 162H166ZM183 164V163H182ZM251 164V163H250ZM253 164V163H252ZM258 164V163H257ZM6 165V164H5ZM26 165V164H25ZM45 165V166H46ZM68 165V164H67ZM122 165V164H121ZM142 165V164H141ZM143 165H144V163H143ZM156 165V164H155ZM203 165V164H202ZM249 165V164H248ZM255 165V164H254ZM7 167H8V165H6ZM16 166H18V165H16ZM41 166V165H40ZM43 166H44V164H43ZM42 166V167H43ZM82 166V165H81ZM123 166V165H122ZM153 166V165H152ZM159 166V165H158ZM166 166V165H165ZM164 166V167H165ZM180 166V165H179ZM183 166V165H182ZM216 166V165H215ZM253 166V165H252ZM258 166H260V165H258ZM1 167V166H0ZM21 167H23V165L21 166ZM111 167V166H110ZM131 167V166H130ZM192 167V166H191ZM214 167V166H213ZM44 168V167H43ZM46 168V167H45ZM57 168H59V167H57ZM61 168V167H60ZM90 168V167H89ZM127 168V167H126ZM141 168V167H140ZM142 168H144V167H142ZM156 168V167H155ZM187 168V167H186ZM206 168V167H205ZM204 168V169H205ZM211 168V167H210ZM209 168V169H210ZM217 168V167H216ZM248 168V167H247ZM252 168V167H251ZM256 168V167H255ZM25 169H27L26 168V166H25ZM41 169V168H40ZM106 169H108V168H106ZM111 169V168H110ZM109 169V170H110ZM128 169V168H127ZM126 169V170H127ZM135 169V168H134ZM161 169V168H160ZM212 169V168H211ZM241 169H243V168H241ZM12 170V169H11ZM28 170V169H27ZM79 170V169H78ZM129 170V169H128ZM131 170V169H130ZM137 170V169H136ZM162 170H163V168H162ZM179 170V169H178ZM206 170V169H205ZM213 170V169H212ZM257 172H253L254 174H247V173H251V172H247V173H245L246 175H243V178H244V180L246 181V188H245V190H244V197H242V198H245L246 199V204H247V206H248V202H249V198H251L252 196L250 195L251 193H252V191H253V188L254 187H256L257 188V194L259 195V196H264V165L263 166H261L260 168H257ZM139 171V170H138ZM145 171H146V169H145ZM175 171V170H174ZM173 171V172H174ZM224 171H225V169H224ZM237 171V170H236ZM250 171V170H249ZM25 172V171H24ZM61 172V171H60ZM67 172V171H66ZM120 172V171H119ZM129 172V171H128ZM141 172V171H140ZM147 172V171H146ZM145 172V173H146ZM152 172V171H151ZM171 172V171H170ZM195 172V171H194ZM212 172V171H211ZM240 172V171H239ZM238 172V173H239ZM245 172H246V170H245ZM50 173V172H49ZM160 173V172H159ZM182 173V172H181ZM184 173V172H183ZM192 173V172H191ZM241 173V172H240ZM67 174V173H66ZM71 174V173H70ZM112 174V173H111ZM127 174V173H126ZM125 174V175H126ZM152 174V173H151ZM160 174H162V173H160ZM197 174V173H196ZM195 174V175H196ZM205 174V173H204ZM214 174V173H213ZM218 174V173H217ZM236 174V173H235ZM243 174V173H242ZM7 175H9V174H7ZM90 175V174H89ZM97 175V174H96ZM129 175V174H128ZM136 175V174H135ZM141 175V174H140ZM144 175H146V174H143V177H144ZM149 175V174H148ZM147 175V176H148ZM154 175V174H153ZM165 178H167V173H164V174H162ZM188 175H190V174H188ZM215 175V174H214ZM214 175H213V177H214ZM237 175V174H236ZM32 176V175H31ZM79 177L80 176H82V174H79L78 175ZM98 176V175H97ZM130 176V175H129ZM132 176V175H131ZM146 176V177H147ZM151 176V175H150ZM149 176V177H150ZM159 176V175H158ZM170 176V175H169ZM184 176V175H183ZM208 176H209V174H208ZM218 176V175H217ZM226 176V175H225ZM49 177V176H48ZM55 177H58L57 175L55 176ZM65 177V176H64ZM87 177V176H86ZM102 177H104V176H101L100 178H102ZM133 177V176H132ZM137 177V176H136ZM153 177V176H152ZM156 177H157V175H156ZM181 177V176H180ZM185 177V176H184ZM227 177H228V174H227ZM28 178V177H27ZM50 178V177H49ZM113 178V177H112ZM121 178V177H120ZM145 178V177H144ZM160 178V177H159ZM181 178H183V177H181ZM180 178V179H181ZM188 178V177H187ZM198 178V177H197ZM218 178V177H217ZM223 178V177H222ZM42 179V178H41ZM83 179V178H82ZM104 179V178H103ZM125 179V178H124ZM142 179V178H141ZM149 179V178H148ZM152 179V178H151ZM156 179V178H155ZM157 179H158V177H157ZM226 179V178H225ZM224 179V180H225ZM242 179V178H241ZM79 180V179H78ZM122 180H123V178H122ZM131 180V179H130ZM128 181V182H131V181ZM143 180H145V181H147L146 179H143ZM166 180V179H165ZM188 180V179H187ZM213 180V179H212ZM26 181H28V180H26ZM120 181V180H119ZM150 181V180H149ZM156 181V180H155ZM160 181V180H159ZM162 181V180H161ZM170 181V180H169ZM168 181V182H169ZM209 181V180H208ZM218 181V180H217ZM226 181H227V179H226ZM231 181V180H230ZM241 181V180H240ZM245 181H243V182H245ZM12 182V181H11ZM163 182V181H162ZM161 182V183H162ZM167 182V181H166ZM176 182V181H175ZM174 182V183H175ZM181 182V181H180ZM187 182H189V180L187 181ZM198 182V181H197ZM213 182V181H212ZM221 183L223 182V181H220ZM72 183V182H71ZM141 183H142V181H141ZM158 183V182H157ZM156 183V184H157ZM164 183V182H163ZM163 183L161 184V185H163ZM178 184H179V182H177ZM195 183V182H194ZM216 183V182H215ZM219 183V182H218ZM234 183V182H233ZM236 183V182H235ZM240 182H238V184H239ZM60 184V183H59ZM70 184V183H69ZM129 184V183H128ZM131 184V183H130ZM181 184V183H180ZM189 184V183H188ZM217 184V183H216ZM220 184V183H219ZM223 184V183H222ZM237 184V185H238ZM127 185V184H126ZM133 185H134V183H133ZM141 185V184H140ZM143 185V184H142ZM175 185V184H174ZM232 185V184H231ZM231 185H229V184H225V185H223V189H224V191L225 190H227V191H231L232 190V186ZM236 185V186H237ZM41 186V185H40ZM67 186H69V185H67ZM67 186H66V188H67ZM71 186V185H70ZM69 186V187H70ZM72 186H74V185H72ZM75 186H78V185H75ZM74 186V187H75ZM157 186V185H156ZM156 186H154V187H156ZM164 186V185H163ZM180 186V185H179ZM193 186V185H192ZM196 186V185H195ZM219 186V185H218ZM9 187V186H8ZM22 187V186H21ZM26 187H28V186H26ZM30 187V186H29ZM28 187V188H29ZM129 187V186H128ZM138 187V186H137ZM142 187V186H141ZM166 187V186H165ZM172 187H174V186H172ZM214 187V186H213ZM140 188V187H139ZM143 188H145V187H143ZM180 188H182V187H180ZM188 188V187H187ZM193 188V187H192ZM195 188V187H194ZM198 188V187H197ZM196 188V189H197ZM200 188V187H199ZM219 187H217V189H218ZM222 188V187H221ZM5 189V188H4ZM14 189V188H13ZM16 189V188H15ZM33 189V188H32ZM46 189V188H45ZM51 189V188H50ZM54 189H56V188H54ZM71 189V188H70ZM112 189V188H111ZM128 189V188H127ZM162 189V188H161ZM175 189V188H174ZM201 189V188H200ZM200 189H199V191H200ZM216 189V190H217ZM234 189V188H233ZM34 190V189H33ZM48 190V189H47ZM168 190V189H167ZM182 190V189H181ZM192 190H194V189H192ZM16 191V190H15ZM29 191V190H28ZM31 191V190H30ZM76 191V190H75ZM131 191V190H130ZM149 191V190H148ZM163 191V190H162ZM173 191V190H172ZM175 191V190H174ZM184 191V190H183ZM23 192V191H22ZM38 194H40L41 195V201L43 202V204H45L46 206H51L52 205V203H51V198H50V196L48 195V193H46V194H42V193H40V192H38V191H36ZM44 192V191H43ZM50 192V191H49ZM150 192V191H149ZM178 192V191H177ZM180 192V191H179ZM189 192V191H188ZM202 192V191H201ZM211 192H212V189H211ZM214 192H215V190H214ZM228 192V193H229ZM237 192V191H236ZM132 193V192H131ZM137 193V192H136ZM182 193V192H181ZM194 193V192H193ZM198 193V192H197ZM255 193V192H254ZM253 193V194H254ZM255 193V195H257ZM5 194V193H4ZM67 194V193H66ZM164 194H166V193H164ZM176 194V193H175ZM183 194H184V192H183ZM52 195V194H51ZM70 195V194H69ZM68 195V196H69ZM146 195V194H145ZM182 195V194H181ZM197 195V194H196ZM202 195V194H201ZM235 195V194H234ZM57 196V195H56ZM130 196V195H129ZM149 196H152V193H150V195ZM189 196V195H188ZM207 196V195H206ZM211 196V195H210ZM230 196V195H229ZM75 197H76V200H75V207H76V209H81L82 211H86L87 212V210H89V209H91L92 207H96L97 209V211H103V214L106 216V218L105 219H107V231L110 233V237H112L113 236V230H112V228H113V226L114 225H120V226H123V229L125 230V233H126V228L128 227V226H131V227H133V229H134V231L136 232V233H138V232H143V233H146V234H151L152 232H154L156 229H157V227H158V223H157V217H156V215L153 213V212H151L150 211V209L148 210L145 206H143V205H141V204H137V203H134V202H132V200H122L121 198H119V197H116L113 193H108L105 189H103V188H98V189H95V190H91V189H89V188H85V189H82L81 191H79V192H75ZM141 197V196H140ZM148 197V196H147ZM164 197V196H163ZM184 197V196H183ZM194 197H195V195H194ZM203 197H204V195H203ZM227 197V196H226ZM240 197H241V195H240ZM257 197V196H256ZM142 198V197H141ZM158 198V197H157ZM171 198V197H170ZM225 198V197H224ZM232 198V197H231ZM137 199V198H136ZM148 199V198H147ZM152 199H154L153 197H152ZM151 199V200H152ZM160 199V198H159ZM187 199V198H186ZM189 199V198H188ZM192 199H194V198H192ZM157 200V199H156ZM161 200V199H160ZM202 200V199H201ZM235 200V199H234ZM244 200V199H243ZM15 201V200H14ZM62 201V205L63 206H68L69 205V201L67 200V199H64L63 198V200H61ZM192 201H194V200H192ZM236 201H238V200H236ZM11 202V201H10ZM37 202V201H36ZM154 202V201H153ZM161 202V201H160ZM159 202V203H160ZM166 202V201H165ZM165 202H163L162 201V203H165ZM13 203V202H12ZM11 203V204H12ZM155 203V202H154ZM198 203V202H197ZM239 203V202H238ZM60 204V203H59ZM213 204V203H212ZM212 204H210V205H212ZM241 204V203H240ZM243 204V203H242ZM155 205H156V203H155ZM174 205V204H173ZM189 205V204H188ZM199 205H201V204H199ZM11 206V205H10ZM25 206V205H24ZM163 206H164V204H163ZM235 206H237V205H235ZM26 207V206H25ZM54 207V206H53ZM164 207H168L167 205H165ZM264 207V206H263ZM49 208V207H48ZM224 208V207H223ZM237 208V207H236ZM168 209V208H167ZM176 209V208H175ZM178 209V208H177ZM220 209V208H219ZM159 210V209H158ZM37 212V211H36ZM173 212V211H172ZM182 212V211H181ZM245 212V211H244ZM249 212H250V210H249ZM255 212V211H254ZM6 213H8V214H5L3 217H2V219H0V240H8V239H10V236H12V235H16L17 234V231H18V228L19 227H29V226H34L33 225V223H32V219L30 220V219H28L27 217L26 218H24L21 222H19L18 220H17V214H15V213H9V212H6ZM63 213V212H62ZM92 213V212H91ZM168 213V212H167ZM166 213V214H167ZM30 215V214H29ZM34 215V214H33ZM63 217V216H62ZM67 217V216H66ZM118 219H117V218ZM175 217V216H174ZM192 217V216H191ZM258 217V216H257ZM40 218V217H39ZM64 218V217H63ZM114 218H116L115 220H114ZM65 219V218H64ZM160 219V218H159ZM251 219V218H250ZM112 220H114L115 222H113L112 223ZM175 220V219H174ZM42 221H44V220H42ZM81 221V220H80ZM162 221V220H161ZM173 222V221H172ZM183 222V221H182ZM105 223V222H104ZM83 224V223H82ZM187 224V223H186ZM77 225V224H76ZM86 225V224H85ZM116 225V226H117ZM192 225H194V224H192ZM197 226V225H196ZM222 226V225H221ZM220 226V227H221ZM46 227V226H45ZM85 227V226H84ZM161 227H163V226H161ZM202 227V226H201ZM262 227V226H261ZM80 228V227H79ZM78 228V229H79ZM199 228V227H198ZM213 228V227H212ZM215 228V227H214ZM23 229V228H22ZM115 229V228H114ZM203 229V228H202ZM208 229V228H207ZM37 230V229H36ZM80 230V229H79ZM213 230V229H212ZM215 230V229H214ZM222 230V229H221ZM160 231V230H159ZM217 231V230H216ZM38 232V231H37ZM45 232V231H44ZM81 232H82V230H81ZM131 232H132V230H131ZM204 232H206V231H204ZM214 232V231H213ZM235 232V231H234ZM254 232V230L252 229V228H249V230H248V238L250 239V238H252L253 237V233ZM118 234H119V232H118ZM140 234V233H139ZM229 234V233H228ZM219 235V234H218ZM236 235V234H235ZM240 235V234H239ZM122 236V235H121ZM241 236V235H240ZM247 236V235H246ZM69 237V236H68ZM89 237V236H88ZM123 237V236H122ZM37 238V237H36ZM39 238V237H38ZM83 238V237H82ZM138 238V237H137ZM229 238V237H228ZM231 238V237H230ZM229 238V239H230ZM64 239V238H63ZM232 239H234V238H232ZM58 240V239H57ZM113 240V239H112ZM236 240H238V239H236ZM246 240H248L247 238H246ZM59 241V240H58ZM63 241V240H62ZM242 241H244V240H242ZM57 242V241H56ZM191 242V241H190ZM262 242V241H261ZM68 243V242H67ZM244 243V242H243ZM196 244H198V243H196ZM43 245V244H42ZM188 245V244H187ZM41 246V245H40ZM58 246V245H57ZM195 246V245H194ZM104 247V246H103ZM121 247H122V245H121ZM197 247V246H196ZM199 247V246H198ZM245 247V246H244ZM65 248V247H64ZM70 248V247H69ZM169 248V247H168ZM195 248V247H194ZM84 249V248H83ZM106 249V248H105ZM176 249V248H175ZM175 249H174V251H175ZM190 249V248H189ZM205 249V248H204ZM177 250V249H176ZM185 250V249H184ZM75 251V250H74ZM113 251V250H112ZM116 251V250H115ZM166 251V250H165ZM190 251V250H189ZM195 251V250H194ZM73 253V252H72ZM195 253H196V251H195ZM210 253V252H209ZM111 254V253H110ZM192 254H194V253H192ZM192 254H190V255H192ZM206 254V253H205ZM204 254V255H205ZM107 255V254H106ZM173 255V254H172ZM221 255V254H220ZM72 256V255H71ZM84 256V255H83ZM82 256V257H83ZM210 256V255H209ZM16 257V256H15ZM129 257V256H128ZM127 257V258H128ZM162 257V256H161ZM192 257V256H191ZM203 257V256H202ZM208 257V256H207ZM216 257V256H215ZM223 257V256H222ZM131 258V257H130ZM186 258V257H185ZM188 258H190V257H188ZM89 259V258H88ZM171 259V258H170ZM224 259V258H223ZM98 260V259H97ZM132 260V259H131ZM176 260V259H175ZM193 260V259H192ZM25 261V260H24ZM94 261V260H93ZM92 261V262H93ZM179 261V260H178ZM210 261V260H209ZM217 261V260H216ZM104 262V261H103ZM130 262V261H129ZM159 262V261H158ZM162 262H164V261H162ZM191 262V261H190ZM211 262V261H210ZM101 263V262H100ZM175 263V262H174ZM92 264V263H91ZM159 264V263H158ZM191 264V263H190ZM193 264V263H192ZM199 264V263H198ZM220 264V263H219Z\"/></svg>",
	"mask_w": 264,
	"mask_h": 264
}]
</instances>
